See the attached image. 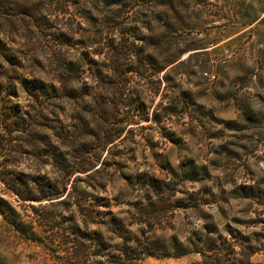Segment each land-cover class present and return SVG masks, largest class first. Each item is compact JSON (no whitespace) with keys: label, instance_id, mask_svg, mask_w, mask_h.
<instances>
[{"label":"rangeland","instance_id":"obj_1","mask_svg":"<svg viewBox=\"0 0 264 264\" xmlns=\"http://www.w3.org/2000/svg\"><path fill=\"white\" fill-rule=\"evenodd\" d=\"M49 1L30 0L26 13L38 20L18 16L10 35L29 72L45 81L62 72L53 63L59 54L98 61L99 42L114 46L120 29L134 25L144 54H179L183 65L169 73V83L164 72L144 68L118 86L117 109L126 122L109 153L120 165L102 174L104 189L79 182L82 202L100 207L99 215L45 208L51 220L42 221L0 184V264H134L138 256L136 264H201L193 252L200 236L261 233L264 0ZM75 68L93 96L89 63ZM131 87L144 108L130 104ZM0 164L18 170L31 163ZM241 186L252 187V198L236 190ZM157 198L168 200L159 214L142 210Z\"/></svg>","mask_w":264,"mask_h":264},{"label":"trees","instance_id":"obj_2","mask_svg":"<svg viewBox=\"0 0 264 264\" xmlns=\"http://www.w3.org/2000/svg\"><path fill=\"white\" fill-rule=\"evenodd\" d=\"M159 2L149 0L154 6ZM29 3L30 0H0V159H23L31 163L18 170L0 164V184L18 201L28 203L42 221L51 220L43 211L45 208H57L61 214L70 216L78 213L89 217L94 212L99 215L96 208L100 207L82 202L86 193L79 182L84 188L104 189L102 174L111 176L109 172L120 165V158L109 153V148L122 140L121 128L126 122L117 109L118 86L126 87L134 77H141L144 68L164 72L163 80L169 83V73L183 63L178 62L179 54H144L139 29L134 25L120 29L114 46L99 42L94 56L104 61H93L95 58L86 56L73 61L59 54L53 63L62 72L45 81L29 72L24 65L26 60L11 45L10 35L18 16L23 21L38 20L26 13L31 7ZM147 30L150 34L155 32L150 27ZM57 38L62 42L66 39L64 34H58ZM87 62L89 75L97 85L93 96L80 84L75 68ZM129 90L130 104L144 108L143 101L135 100L134 87ZM159 119L155 113L154 123L160 124ZM236 190L244 193V198H252L251 186ZM167 202L165 198H157L142 210L159 214ZM261 223L264 225V219ZM78 231L79 226H75L74 234ZM193 248L201 264H261L253 263L252 259H264V228L250 237L239 232L224 237L205 234ZM80 252L79 248L75 254L80 256ZM139 260L136 257L134 264Z\"/></svg>","mask_w":264,"mask_h":264}]
</instances>
